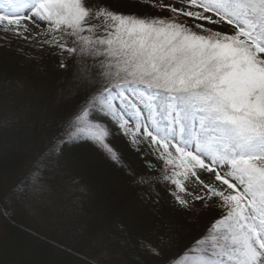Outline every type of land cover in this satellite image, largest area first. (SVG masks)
I'll use <instances>...</instances> for the list:
<instances>
[{
    "label": "snow or ice",
    "instance_id": "snow-or-ice-1",
    "mask_svg": "<svg viewBox=\"0 0 264 264\" xmlns=\"http://www.w3.org/2000/svg\"><path fill=\"white\" fill-rule=\"evenodd\" d=\"M144 2L171 16L93 11L85 0H0V30L27 40L23 21L44 24L46 44L98 60L107 83L75 114L69 138L119 163L109 129L91 119L99 106L132 143L150 141L177 204L217 202L222 217L176 264H264V0Z\"/></svg>",
    "mask_w": 264,
    "mask_h": 264
},
{
    "label": "trees",
    "instance_id": "trees-1",
    "mask_svg": "<svg viewBox=\"0 0 264 264\" xmlns=\"http://www.w3.org/2000/svg\"><path fill=\"white\" fill-rule=\"evenodd\" d=\"M85 4L93 11L107 5L110 11L141 18L171 16L167 12L151 13L145 5L125 0H85ZM123 5L137 9L126 10ZM79 59L47 44L38 48L23 46L16 35L0 30V264H40L39 254L48 251L57 255V264L64 256L80 260L84 249L76 244L99 242L108 243L116 253L108 259L113 264H176L222 217L217 202L211 201L213 207L205 206L197 214L175 207L171 195L174 186L164 180L165 169L163 175L157 174L163 161L149 145L135 151L114 122L108 125L116 131L109 144L112 148L117 145L134 169L112 163L103 155L107 152L91 141H73L65 130L77 113L75 103L69 105L72 110L67 109V127L61 126L66 121L57 118L33 120V110L39 107L37 102L29 105L26 101L45 97L65 79H71L73 62ZM82 61L84 68L92 66L89 57ZM62 62L66 65L63 68ZM101 70L96 65V71ZM6 100L13 103L6 104ZM52 145L59 151L50 153ZM77 147L100 162L96 173L86 160L78 163L83 171H69V152ZM69 191L72 195L66 204ZM63 194V200L54 201V195L60 199ZM52 205L70 209L71 214L58 213L55 221L44 217L39 221L37 212ZM100 221V227L93 228ZM108 222L118 223L117 230L108 229ZM47 231L53 232L51 237L65 241L46 237ZM149 245L160 255H154Z\"/></svg>",
    "mask_w": 264,
    "mask_h": 264
},
{
    "label": "rangeland",
    "instance_id": "rangeland-1",
    "mask_svg": "<svg viewBox=\"0 0 264 264\" xmlns=\"http://www.w3.org/2000/svg\"><path fill=\"white\" fill-rule=\"evenodd\" d=\"M125 1L131 2V3L135 2V3L145 5L151 13H155L157 15L162 14V13H160L161 11L158 8L152 7L151 4L145 3L144 0H125ZM123 6H124V9H126V10H129L131 8H132V10L137 9V7H135L133 5L132 6L128 5L127 8H126V5H123ZM103 7L108 9L107 5H103ZM108 10H110V9H108ZM164 12H167V11H164ZM25 13L28 14L27 9L25 10ZM167 13L171 14L170 12H167ZM23 23H25L28 27V31L24 32V36L29 37V39L26 40V39H24L23 36H17L16 35L17 38L19 40H21V43L23 44V46L38 48L41 44H46L45 43L46 40L52 39L51 35L41 34L45 30L46 25L41 24L39 27H37L35 24H32L29 21H23ZM21 31H23V29H21ZM89 60H90V61H88L89 65L90 64L92 65L90 68H84V66L86 64L81 59H79L76 62H73V67L71 69V74L69 76V77H71V79H69V80L65 79L66 81L64 83H61L60 86L57 87V89H54L49 95H47L45 97H40L38 99H31V100L26 101V103L29 105L33 104L34 102H37V105H38L37 107H39V109L35 108L33 110V113H32V116H34L33 120H36V119L39 120V119H41V117H48L50 119L51 118H57L61 121L62 120L66 121V120H68V114L67 113H70V112H67V109H68V111L72 110V108H70V106H69L71 103L72 104L75 103V105H73V106H75L74 112L76 113L90 101V100H87L88 98H90L92 95L98 94L100 88L103 86V84H105L104 82L106 81L104 76L102 75V72L104 70L102 69L98 73L96 71V65H98L97 63H99L98 60H93L91 57H89ZM66 75H64L63 78L66 77ZM124 90H125L126 94L129 95L130 98H132L134 101L137 102L138 110H140L144 115H146L147 113L145 111L144 105L139 103L138 94L131 91V86H128ZM94 92H97V93H94ZM114 92H115V90H114ZM5 102H7L6 104L13 103V102H8L7 100ZM117 107L119 109L118 105H117ZM8 113L10 114L11 111H9ZM93 114L97 115V117H94ZM124 114H125L126 118L131 119L127 115V113H124ZM91 119H93L97 123L103 122V125L109 129L110 135L108 137L109 139L107 142L110 143V140L112 141L114 139L113 135H114V133H116V131L109 128L108 125H112L110 122H114V121L110 117H108L100 109L99 106H96L92 110ZM104 122H106V123H104ZM68 124H69L68 121H66L61 126L67 127ZM129 127H132L131 123L129 124ZM115 128L121 129L118 126V124H116V123H115ZM127 138H128L129 144L131 145V147L135 151H140L145 144L149 145V147L152 148L150 146V141H143L142 136L137 137V139L142 141L141 143H138V144L132 143L131 138L129 136H127ZM80 142H82V141H80ZM114 149L119 154L120 161L118 163V162L112 160V163L122 165L127 170H129L130 168L134 169L131 166V160L128 159L129 157L122 154L121 151H119V149L117 148V145H116V148H114ZM99 150L104 151V149L101 147L99 148ZM69 153L72 154V155H69V158H70L69 161L70 162H68L70 164V168H69L70 172L71 171L74 172L75 170L76 171H78V170L83 171L84 169H82V167H80L78 165V163H79V161L86 160L91 165L92 173L93 172L96 173V169H97L100 162L97 159H94V157L91 154H89L87 151H84V149L82 147H77L75 149H72ZM103 153H104L103 155L105 157H110L109 154H107L105 152H103ZM147 165L151 166V167L153 166V164L151 162H148ZM164 169H165V165L163 166L160 173H157V174L163 175L162 172H164ZM134 173H135V171H134ZM202 175L207 176L208 174L204 173ZM157 176H159V175H157ZM209 179H211V177H209ZM173 191H174V189L171 190V195H172ZM71 195H72V193H71V191H69L68 195L66 196V198H67L66 204H67L69 198L71 197ZM181 195L183 196L184 194H181ZM64 197H65V194H63L62 197H60V199H59V197L57 198V196L54 195V201L63 200ZM184 198L189 199V200L192 199L191 197H187V196H184ZM172 201H173V204L175 205V207H177L178 209H181V210H184L187 212H192L193 214H197L198 212L201 211L202 208L205 207V202L201 201V202H196V203L192 204L188 208H183L179 204L176 203L173 195H172ZM209 203H211V202H209ZM101 209H102V207H101ZM101 209H99L100 216H103V213H102L103 211ZM53 211H56L57 213L54 214L53 216L49 215ZM58 213H61L62 215L67 216V215L71 214V210L65 209L64 207H62L61 209H57L55 206L52 205V208L48 207L45 211L39 210L37 212L36 217L39 221H43V217H44V220L47 219L48 221L49 220L55 221V215L57 216ZM99 223L95 222L93 228L98 229L101 225V221ZM106 224L109 227L108 229H111L112 231L117 230L116 226H118V223H116L117 225L115 224L116 226L110 225L109 222ZM52 233L53 232L47 231L45 236L56 241V242H62L63 243L65 241V240H58L55 237H51L50 235ZM76 245H77V247L84 249L83 253H82V257H80V260L79 259H69L68 257L64 256L63 260H61L59 262V264H64V261H67L68 264H89V263L90 264H113L108 259L111 258L112 256H115L116 253L109 247L108 243L99 242L97 244L93 243L91 245L89 243H82V244H76ZM85 246H87V248H84ZM72 247H74V246H72ZM90 247H93V248L95 247V249L91 250ZM39 255H40V264H42V258L47 259V260H44V261H46L45 264H57V261H58L56 258L57 255L54 254L52 251H48L47 253L43 252V253H40ZM0 260H2V258H0Z\"/></svg>",
    "mask_w": 264,
    "mask_h": 264
}]
</instances>
